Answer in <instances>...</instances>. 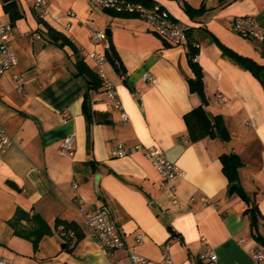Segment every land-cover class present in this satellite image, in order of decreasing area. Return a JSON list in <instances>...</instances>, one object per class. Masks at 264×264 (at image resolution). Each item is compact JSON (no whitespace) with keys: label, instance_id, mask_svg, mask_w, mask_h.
Masks as SVG:
<instances>
[{"label":"crops","instance_id":"crops-1","mask_svg":"<svg viewBox=\"0 0 264 264\" xmlns=\"http://www.w3.org/2000/svg\"><path fill=\"white\" fill-rule=\"evenodd\" d=\"M9 1L20 18L11 24L0 0V24L12 25L17 58L0 79V123L13 142L0 158V259L132 264L129 253L135 252L164 264L161 246L166 244L172 264H253L251 251L260 247L264 252V246L256 244L245 211L257 207V232L264 238V85L225 58L219 45L264 66L261 44L231 29L237 17H250L264 29V0H151L190 30L198 46L195 61L205 105L189 91L193 73L186 47L169 45L139 17L89 0H48L49 14L39 21L30 0ZM69 11L73 18L65 17ZM89 28L105 33L123 66L119 75L106 60L103 70L126 121L110 107L101 87L88 92L91 117H85L86 83L76 76V56L48 35L50 30L62 35L96 73L94 63L82 56L101 51L90 40ZM13 73L24 80L22 94L16 92ZM144 74L153 75L156 83L144 81ZM200 106L209 126L217 118L212 133L190 115ZM70 135L73 149L68 152L61 143ZM118 144L125 146L120 158L112 155ZM145 147L156 148L184 177L164 183L145 157ZM231 155L237 157L238 184L248 202L229 193L221 158ZM100 206L110 210L125 243L111 259L85 226ZM17 209L39 215L50 229L36 248L8 225ZM56 221L74 223L82 237ZM205 250L214 251L215 262L199 259Z\"/></svg>","mask_w":264,"mask_h":264},{"label":"built area","instance_id":"built-area-1","mask_svg":"<svg viewBox=\"0 0 264 264\" xmlns=\"http://www.w3.org/2000/svg\"><path fill=\"white\" fill-rule=\"evenodd\" d=\"M36 18L39 21L44 20L49 12L47 8L48 0H30ZM94 6L109 10L118 14H128L139 17L144 20L151 28L152 32L163 39L166 43L172 46L186 47L187 28L176 23L168 13L160 6L152 4L147 6L142 3L145 0H89ZM151 1V0H146ZM67 18H73L72 12L65 14ZM54 17V19H57ZM231 29L234 33L243 39L261 44L264 42V29H261L255 21L250 17H237L231 23ZM13 27L11 24H0V79L7 73L11 72L17 64L12 47ZM89 37L92 43L101 48L100 52H83L84 59H89L94 63L96 74L101 80L102 93L108 100L110 107L115 111L120 112L121 119L127 120V115L122 109L120 102L117 100L115 88L108 80L103 66L106 62L105 52L108 49V41L104 32L96 31L89 28ZM198 48L197 45H195ZM187 49V48H186ZM18 94L23 93L24 80L23 78L13 73L11 75ZM142 79L150 84L156 83V78L153 75L144 74ZM220 102L221 99H220ZM13 146L10 135L0 123V158L2 155ZM140 146L135 149L140 150ZM61 149L71 152L73 149V136H67L61 143ZM114 157L120 158L125 156V146L118 144L112 151ZM145 157L151 162L156 173L164 183H169L175 178H183L184 172L174 164L169 162L164 155L154 147L144 148ZM85 226L88 233L95 239L101 252L111 259V255L115 251L124 250L125 243L117 228L116 220L112 216L110 210L106 206H100L85 219ZM143 241V236L138 234L135 238L136 244ZM161 257L164 264H172L168 245L161 246ZM129 259L132 264H159V262L149 260L135 252L129 253ZM200 260H206L209 263L216 261V255L212 250H205L199 253ZM251 259L253 264H261L264 261V252L260 247H256L251 251ZM0 264H12L10 259H0ZM110 264H113L111 261Z\"/></svg>","mask_w":264,"mask_h":264},{"label":"trees","instance_id":"trees-1","mask_svg":"<svg viewBox=\"0 0 264 264\" xmlns=\"http://www.w3.org/2000/svg\"><path fill=\"white\" fill-rule=\"evenodd\" d=\"M3 10L5 13L9 15V19L11 24L20 18V14L16 11V8L12 2L9 0H3ZM143 4L147 6H151V1H142ZM202 10L196 11V13H200ZM122 15V14H120ZM128 15V14H123ZM129 16V15H128ZM134 16V15H131ZM136 17V16H135ZM190 30L186 31V48H187V60L188 65L193 73V78L188 80V87L191 93H196L200 99L202 105L206 104L204 88H203V77L200 67L197 65L195 61L196 56L198 55V48L195 47L196 43L190 38L189 34ZM49 38L51 42L57 44L60 47L69 46L76 56L75 70L76 76L83 78L86 83V91L84 94V100L82 104L83 114L87 119L91 117V110L89 106L88 100V92L90 90H96L101 87L102 83L99 79L98 75L91 71V69L84 63L83 59L79 56L78 51L72 46V44L66 40L62 35L55 33L54 31H48ZM109 47L105 52L106 60L113 66L114 70L119 74H124V69L122 64L120 63L113 46L108 43ZM222 55L236 64L243 70L249 71L262 85H264V66L256 64L254 61L242 57L235 52L227 49L226 47L219 45ZM261 55L264 57V42L260 45ZM190 115H193L200 126L203 128L206 134L212 133L211 130L213 127L217 126V118H214V125L209 126V122L207 120L204 109L200 106L195 110L191 111ZM223 163V173L226 176L229 183V193L236 194L245 202H248V198L244 191L238 184V176H237V157L236 156H228L221 158ZM245 214L250 216V227L252 230V236L258 246H264V238H262L258 232V210L255 205L251 206L249 209L245 211ZM63 225L66 230H73L76 233L77 239H80L82 235L78 233V229H76V225L74 223H67L64 221H56V225ZM8 225L13 230V233L16 236H21L30 240L34 247L36 248L39 241L44 235L50 233V229L47 224L43 221V219L37 214H30L21 209H17L14 217L8 222ZM169 232L174 235V232L168 227ZM27 230V231H26Z\"/></svg>","mask_w":264,"mask_h":264},{"label":"water","instance_id":"water-1","mask_svg":"<svg viewBox=\"0 0 264 264\" xmlns=\"http://www.w3.org/2000/svg\"><path fill=\"white\" fill-rule=\"evenodd\" d=\"M137 104H138V105H140V103H139V102H137ZM152 207H153V209H155V210L157 211V209H156L154 206H152Z\"/></svg>","mask_w":264,"mask_h":264}]
</instances>
